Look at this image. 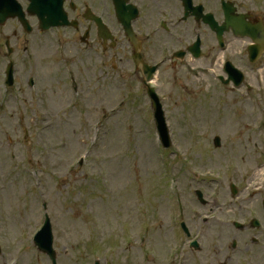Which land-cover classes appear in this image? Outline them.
<instances>
[{
    "label": "rangeland",
    "instance_id": "rangeland-1",
    "mask_svg": "<svg viewBox=\"0 0 264 264\" xmlns=\"http://www.w3.org/2000/svg\"><path fill=\"white\" fill-rule=\"evenodd\" d=\"M42 66H44L45 59L40 58ZM53 58H50V62ZM58 65L47 69L46 75L43 78V91L46 96L50 94V103L52 109L60 105L63 92L67 91V83L65 74L61 75L58 70ZM56 76L54 77V74ZM41 76V75H40ZM42 84V83H41ZM104 82H98L94 79L93 89H100L97 94L96 90L93 92L92 100L94 103L104 101L106 104H111V99H119L123 97L122 93L106 84L105 90L101 87ZM48 93V94H47ZM90 97V96H89ZM136 110L132 104H128L126 112L118 118L112 120L109 126V136L107 141L97 151L103 158L104 166L110 171L111 182L113 184L114 194L104 191L101 188L89 187L80 184L74 180L54 181L53 185H58V189L54 192V203L58 210L57 217L59 223L63 227L70 226L71 217L70 212H74V222L71 230H76V237L78 242L82 241V237L86 236L85 220L90 217L92 207L97 208L100 215L101 223L106 227L107 224L116 225V218L120 215L122 219L134 218L138 211H145L147 216L155 225L159 224L160 217L166 215V198L164 192L160 189L164 182L160 178L158 167L160 166V156H157L156 145L147 130L136 117ZM175 113V134L177 132L183 133L181 125L176 121L179 117L178 110L174 109ZM131 130L128 131V127ZM73 122L70 126L61 122L56 130L51 131L52 137L58 136L57 142H52L57 145L58 152L62 157H72L76 153L81 152L82 148L79 146V140L82 138L83 130L78 127V133L73 136L71 131L74 130ZM50 134V131L48 135ZM74 138H72V137ZM131 138V139H130ZM130 139L131 148L126 145V140ZM212 138H209L211 142ZM184 144H190V141H185ZM237 147L240 142H237ZM18 183L10 184L5 195L10 199V203L14 210L16 206L18 209L14 213V218L20 219V213L28 211V221L25 224L33 226V220L36 219V207L31 209L34 201L25 191L23 178L19 177ZM85 187V188H84ZM136 195V199L134 195ZM20 200V201H18ZM67 200V202H66ZM151 215H148V214ZM70 220V221H69ZM68 230V227L67 229Z\"/></svg>",
    "mask_w": 264,
    "mask_h": 264
}]
</instances>
